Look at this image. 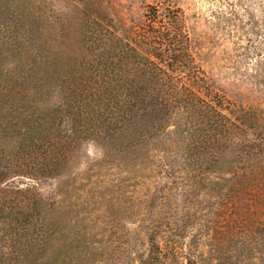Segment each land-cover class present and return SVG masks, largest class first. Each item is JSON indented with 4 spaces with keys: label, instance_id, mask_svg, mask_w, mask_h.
Returning a JSON list of instances; mask_svg holds the SVG:
<instances>
[{
    "label": "trees",
    "instance_id": "obj_1",
    "mask_svg": "<svg viewBox=\"0 0 264 264\" xmlns=\"http://www.w3.org/2000/svg\"><path fill=\"white\" fill-rule=\"evenodd\" d=\"M70 1L86 10L75 27L80 40L69 45L71 54L61 62L57 40L70 30L66 20H59L45 0H0V34L9 29L1 44L11 41L6 50L0 45V55L5 50L12 58L9 65L0 60V264H42L50 255L45 250L55 245L59 227L53 216L56 203H46L52 213L45 212L38 186L56 178L66 161L60 155L63 142L71 134L75 148L96 136L98 144L119 152L143 151L155 138L156 148L164 145L156 167L168 175L188 168L201 174L212 162L205 156L215 157L211 150L216 149V164L231 151L234 166L224 172L229 177L217 197L248 213L233 217L240 229L251 232L245 240L236 239L237 245L249 247L248 261L264 264V107L231 101L211 87L191 54L180 9L149 7L144 30L124 34L105 25L101 16L86 15L96 0ZM43 30L50 37L45 39ZM50 90L60 101L41 108L38 95H50ZM10 104L16 107L6 113ZM130 129L134 140L118 148L123 144L118 139ZM174 136L182 137L184 147L170 144ZM189 136L202 151L199 163L186 154ZM8 141L15 151L6 152ZM30 148L42 158L31 167L21 159ZM174 192L154 199L160 207L171 205ZM148 228V249L135 261L166 264L158 227ZM253 247L259 255L251 252Z\"/></svg>",
    "mask_w": 264,
    "mask_h": 264
},
{
    "label": "rangeland",
    "instance_id": "obj_2",
    "mask_svg": "<svg viewBox=\"0 0 264 264\" xmlns=\"http://www.w3.org/2000/svg\"><path fill=\"white\" fill-rule=\"evenodd\" d=\"M45 1L59 20H66L70 29L57 40L64 60L61 62H65V56L71 54L69 45H77L80 40L75 27L79 19H84L86 7L70 0ZM96 1L97 5L86 15L101 16L105 25L124 34L144 30L149 7L180 9L191 54L211 87L231 101L264 107V0ZM8 31L4 30L6 34H0V39L9 35ZM43 33L45 39L50 37L47 30ZM3 45L6 50L11 41L5 40ZM5 50L0 60L9 65L12 58H8ZM38 98L42 99L41 108L60 101L51 90L50 95L44 91ZM14 107L15 104H10L6 113ZM72 135L63 142L60 155H66V161L56 178L38 186L44 204L55 201L53 216L59 223L54 235L57 241L45 250L50 255L45 256L42 264H138L134 256L147 251L148 227L154 225L168 254L166 264H260L259 259L248 261L249 247L237 245L236 239L245 240L251 232L245 227L240 229L242 225L235 223L233 217L236 219V213L246 217L248 213L243 208L238 211L240 205L235 206L229 200L226 205L221 204L222 199L217 197L223 179L229 177H224V172L234 166L236 155L231 151L225 152L216 164V149L211 150L215 157L205 156L212 162L201 174L188 168L187 172L168 175L156 167L164 145L156 148L155 138L150 139L152 145L143 151L125 148L119 152L98 144L96 136L84 139L75 148ZM134 136L133 129L123 133L118 139L123 144L117 147H125ZM181 138L174 136L170 144L184 147ZM192 138L189 136L186 142L191 147L186 154L190 153L188 157L199 163L202 151L194 147L199 144L193 143ZM5 145L6 152L15 151L13 142ZM26 152L21 154L24 165L31 167L36 160H42L32 148ZM176 180L177 185L172 183ZM169 190L175 191L173 202L160 207L155 196ZM47 208L46 204L43 210L52 213ZM251 252L260 253L254 247ZM92 253L94 258H90ZM237 255L240 256L231 259Z\"/></svg>",
    "mask_w": 264,
    "mask_h": 264
}]
</instances>
